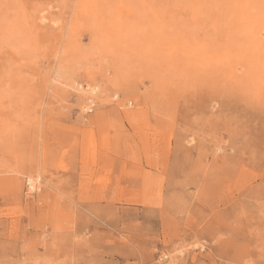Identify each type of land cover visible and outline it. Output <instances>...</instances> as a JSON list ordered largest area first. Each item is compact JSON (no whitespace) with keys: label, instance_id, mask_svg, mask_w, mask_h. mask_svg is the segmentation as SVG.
Masks as SVG:
<instances>
[{"label":"rangeland","instance_id":"obj_1","mask_svg":"<svg viewBox=\"0 0 264 264\" xmlns=\"http://www.w3.org/2000/svg\"><path fill=\"white\" fill-rule=\"evenodd\" d=\"M0 264H264V0H0Z\"/></svg>","mask_w":264,"mask_h":264},{"label":"bare ground","instance_id":"obj_2","mask_svg":"<svg viewBox=\"0 0 264 264\" xmlns=\"http://www.w3.org/2000/svg\"><path fill=\"white\" fill-rule=\"evenodd\" d=\"M208 11V10H207ZM88 87V86H87ZM81 88V87H80ZM98 87H96L95 85H94V87L93 88H89L90 90H89V92H91V94H93V93H95L96 91V89H97ZM88 99V98H87ZM91 100V99H90ZM91 103V102H90ZM28 185L30 186V188L31 189H34V184L32 183V181H33V178L32 177H29V179H28Z\"/></svg>","mask_w":264,"mask_h":264},{"label":"crops","instance_id":"obj_3","mask_svg":"<svg viewBox=\"0 0 264 264\" xmlns=\"http://www.w3.org/2000/svg\"><path fill=\"white\" fill-rule=\"evenodd\" d=\"M108 110H109V109H108ZM103 113H106V114H108V113H110V112L106 110V111H103Z\"/></svg>","mask_w":264,"mask_h":264},{"label":"built area","instance_id":"obj_4","mask_svg":"<svg viewBox=\"0 0 264 264\" xmlns=\"http://www.w3.org/2000/svg\"><path fill=\"white\" fill-rule=\"evenodd\" d=\"M92 104V103H91ZM92 110V108H90L88 111H91Z\"/></svg>","mask_w":264,"mask_h":264}]
</instances>
